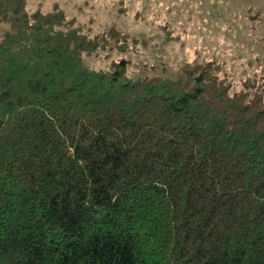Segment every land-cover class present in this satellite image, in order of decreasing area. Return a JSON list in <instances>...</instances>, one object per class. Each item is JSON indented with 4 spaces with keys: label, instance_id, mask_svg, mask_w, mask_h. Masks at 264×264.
I'll list each match as a JSON object with an SVG mask.
<instances>
[{
    "label": "trees",
    "instance_id": "16d2710c",
    "mask_svg": "<svg viewBox=\"0 0 264 264\" xmlns=\"http://www.w3.org/2000/svg\"><path fill=\"white\" fill-rule=\"evenodd\" d=\"M0 0V264H264V82L123 52L54 5Z\"/></svg>",
    "mask_w": 264,
    "mask_h": 264
},
{
    "label": "rangeland",
    "instance_id": "374dc122",
    "mask_svg": "<svg viewBox=\"0 0 264 264\" xmlns=\"http://www.w3.org/2000/svg\"><path fill=\"white\" fill-rule=\"evenodd\" d=\"M31 11L58 5L90 34L116 28L119 50L84 57L93 69L128 60L127 74L178 75L187 61L217 60L234 85L264 82V0H27Z\"/></svg>",
    "mask_w": 264,
    "mask_h": 264
}]
</instances>
